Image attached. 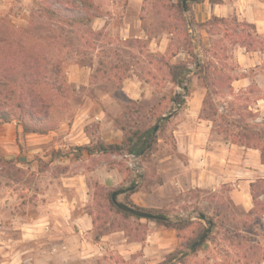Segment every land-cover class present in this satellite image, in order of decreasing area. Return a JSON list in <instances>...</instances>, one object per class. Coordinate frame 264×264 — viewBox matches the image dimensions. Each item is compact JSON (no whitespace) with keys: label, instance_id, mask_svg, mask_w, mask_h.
Here are the masks:
<instances>
[{"label":"crops","instance_id":"obj_1","mask_svg":"<svg viewBox=\"0 0 264 264\" xmlns=\"http://www.w3.org/2000/svg\"><path fill=\"white\" fill-rule=\"evenodd\" d=\"M147 1L127 0L126 5H121L117 35L132 51L144 48L151 55L158 53L161 61L155 69L166 74L142 79L133 65H126L127 72L119 78L118 91L123 98L148 100L163 94L156 90L160 81L171 86L169 99L174 101L173 95L180 86L171 81L168 66L183 63L187 66L184 86L189 96L175 114H160L167 118L163 126L156 128L154 149L147 158L140 157L139 175L134 176L124 168L118 158L122 154L84 149L95 144H121L124 140V129L113 123L99 124L97 132L91 128L89 121L99 120V113L91 117L90 112H81L71 122L59 123L42 133L24 131L15 120L0 124L2 159L13 160L23 170L18 188L23 196L22 217L18 221L26 228L24 233L28 228H34L33 231L58 228L56 236L63 242L76 243L86 259L105 256L114 262V257L119 255L123 264L135 260L139 264H156L178 245L176 231L154 219L134 216L124 219L145 223L141 239L131 238L124 227L100 224L99 208L94 205L98 187L116 190L134 183L133 191L127 190L116 197L118 202L128 193L133 205L163 211L171 219L195 218L197 211L209 209L212 201L201 197L203 193L215 195L212 199L224 195L248 213L264 200L262 149L247 138L218 130L216 123L218 111L225 112L232 101L242 99L250 121L264 126V1L186 0L179 14L184 21V36L173 53L171 36L175 31L169 29V9L164 7V0H152L160 4L153 5L152 10L144 8ZM146 17L152 22L146 24ZM92 18L91 29L104 36L108 16L100 13ZM156 18L162 23L159 29L151 25ZM243 23L250 26L248 30L238 27ZM230 24H234L235 30ZM229 30L233 31L232 35L228 34ZM238 33L244 35L238 38ZM225 37H230L227 45ZM228 63L232 66L228 67ZM81 68L76 69L82 71L79 81L84 82L88 80L89 68ZM212 69L225 75L226 84L223 91L212 92L216 100L222 101L217 112L206 113V97L215 82L210 76ZM76 77L71 72L69 81L79 82ZM111 98L115 99L111 94L101 96L103 101ZM27 178H33L34 182L25 181ZM191 192H198V199H191ZM30 198L36 211L41 212L36 217L27 215ZM261 217L264 218V211Z\"/></svg>","mask_w":264,"mask_h":264},{"label":"rangeland","instance_id":"obj_2","mask_svg":"<svg viewBox=\"0 0 264 264\" xmlns=\"http://www.w3.org/2000/svg\"><path fill=\"white\" fill-rule=\"evenodd\" d=\"M126 1L0 0V37L5 40V43L0 44L2 62L8 69H12L17 64H29L32 59L39 61L40 65L37 67L43 70L46 85L38 90L46 97H51L48 108L51 117L48 123L52 127L59 123H69L77 114L80 116L81 112L86 111L91 113V117L101 114L99 120L89 121L96 132L99 124L105 126L113 123L124 129L125 138L130 130L137 127L163 126L164 118L167 117L160 114H175L188 99V92L177 87L178 92H184L183 103L170 101L171 86L159 83L160 81H157L156 90L163 94L148 100L123 98L119 93V78L126 74V65H133L135 73L142 79H149L152 74L158 78L165 77L166 74L165 71L158 72L155 69L160 66L161 61L158 53L151 55L144 48L132 51L128 49V44L120 42L117 35L120 20L117 15L121 5H126ZM153 5L160 4L148 0L143 7L152 10ZM163 5L169 9V29L175 31V37L171 36L173 53V49L184 36V21L176 4L164 0ZM100 13L108 16L105 35L102 37L90 25L92 17ZM77 18L81 20H75ZM146 18V24L152 22ZM151 25L154 29H159L162 23L156 18ZM229 27L235 30L234 24ZM238 27L248 30L244 24H239ZM232 30H229V35L233 34ZM236 35L241 38L244 33ZM229 38L225 37L226 45ZM151 61L154 64L151 65ZM227 66L231 67L232 64ZM78 67L86 70L89 68L87 81H79L82 71L76 69ZM71 72L77 75L79 82L69 81ZM210 76L211 80L215 78V82L213 81L211 92L206 97V113L218 110L222 101L216 100L212 92L223 91L226 84L225 75L213 70ZM104 94H111L115 99L103 101L101 96ZM165 95L168 97H162ZM244 106V100L240 99L232 101L227 111H216L218 130L223 129L227 134L247 138L249 143L260 147L264 155V126L253 124L250 115L243 110ZM239 110L241 113L237 112ZM236 112L239 114H235ZM2 155L0 147V264H123L119 255L114 257L115 263L109 262L105 256L86 259L76 243L63 242L56 236L58 228L49 227L46 230L35 227L36 230L39 228L37 231L28 228L27 233H24L26 228L21 227L18 221L22 217L20 202L23 196L18 188L23 170L13 160L2 159ZM118 158H121L125 168L123 157ZM143 158H147V155ZM25 181L30 183L34 179L27 178ZM104 194L105 189L96 188L94 205L99 208L100 224L110 223L113 227H124L131 238H143L145 223H138L136 219L131 222L124 221L122 215L108 205ZM213 196L215 195L210 193L202 194L201 197H209V201H212L209 209L197 211L202 218L198 214L195 218L179 217L190 220V223L179 231L178 245L174 251L166 254L156 264H264V218L261 217L264 200L257 205L255 211L248 213L230 203L224 195H219L216 199H212ZM189 197L198 199L199 193L191 192ZM122 200L123 198L119 201ZM29 203L27 215L36 217L41 212L36 211L33 198H30ZM175 218L176 216L173 217ZM208 225L210 231L206 238L194 250L187 247V240L193 236L191 232L200 227L203 228V233ZM135 256L136 254L134 259ZM128 264L139 263L135 260Z\"/></svg>","mask_w":264,"mask_h":264},{"label":"trees","instance_id":"obj_3","mask_svg":"<svg viewBox=\"0 0 264 264\" xmlns=\"http://www.w3.org/2000/svg\"><path fill=\"white\" fill-rule=\"evenodd\" d=\"M209 1L215 2L216 0ZM174 4L178 6L179 14H181L183 10L182 0H178ZM81 18L75 20H81ZM244 25L250 27L247 24ZM2 43H5V40L0 37V44ZM1 52L0 49V124L15 120L22 125L24 131L42 133L51 129L52 126L48 123L51 117L48 111L51 103L49 98L51 97H46L39 93L38 90L40 87L46 85L45 80H43V70L38 69L37 67L40 65L39 61L32 59L29 64L21 63L17 64L16 68L8 69V67L2 62L3 58H1V55L3 53L1 54ZM168 71L171 81L187 92L184 86V75L187 71L186 64H171L168 66ZM181 94V92H178L173 95V99L178 104L183 103ZM156 140L157 134L155 126L153 125L144 130H130L129 134L124 138L121 144H95L94 147L85 146L84 149L90 152L92 149H95L105 153L114 152L117 154L134 152L140 155V157H143L154 149ZM134 189V183L129 184L128 192H131ZM113 191L114 190H105L104 195L108 205L113 208L117 214H121L123 219L134 216L131 213L119 209L114 204L111 198ZM127 194L128 193L124 195L123 200L121 201L122 204L154 214L156 217L153 219L161 222L165 227L174 229L177 237L179 236V231L186 228L190 223V220L179 217L171 219L163 211L135 206L130 200H128ZM198 215L200 218L203 217L200 213H198ZM202 231L203 228L200 227L197 228L196 231H192L191 233L193 236L187 240L186 246L190 247L192 243L199 238ZM98 232L101 233L102 230H99ZM194 249L195 248L193 247L192 250Z\"/></svg>","mask_w":264,"mask_h":264},{"label":"water","instance_id":"obj_4","mask_svg":"<svg viewBox=\"0 0 264 264\" xmlns=\"http://www.w3.org/2000/svg\"><path fill=\"white\" fill-rule=\"evenodd\" d=\"M186 0H183L182 1V4L184 6ZM156 126H155V130H156ZM128 188H119V189H116L112 192V195H111V198L114 202V204L121 210L125 211V212H128V213H131L132 215L136 216V217H139V218H147V219H153L155 218L156 216L150 212H147V211H144V210H139V209H136L135 207H130V206H127V205H124L122 204L121 202H118L116 197L119 195V194H122L124 193L125 191H127ZM210 231V226L208 225L204 232L200 235V237L194 241L192 243V245L190 246V248H193L195 246H197L199 243H201L207 236V234L209 233Z\"/></svg>","mask_w":264,"mask_h":264},{"label":"built area","instance_id":"obj_5","mask_svg":"<svg viewBox=\"0 0 264 264\" xmlns=\"http://www.w3.org/2000/svg\"><path fill=\"white\" fill-rule=\"evenodd\" d=\"M181 97H183L184 92H181ZM123 159L127 168L133 173L134 176H137L141 173V162L140 155L134 152H125L122 154Z\"/></svg>","mask_w":264,"mask_h":264}]
</instances>
